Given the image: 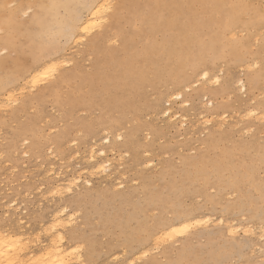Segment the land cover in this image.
<instances>
[{
  "label": "rangeland",
  "instance_id": "obj_1",
  "mask_svg": "<svg viewBox=\"0 0 264 264\" xmlns=\"http://www.w3.org/2000/svg\"><path fill=\"white\" fill-rule=\"evenodd\" d=\"M3 2V17L23 24L39 0ZM116 2L112 10L120 2L119 16L101 44L115 62L103 56L94 81L89 78L96 75L97 56L88 50L112 23L113 11L106 27L90 30L75 46L60 34L37 51L24 35L5 47L7 30L0 27V61L13 66L7 77L13 68L30 71L44 49L77 64L64 66L76 75L55 91L56 100L36 101L53 79L48 75L18 92L19 105L0 108V230L22 236L33 251L28 263L43 264L37 259L54 235L48 231L53 213L65 204L63 219H72L60 229L65 264H264V0ZM157 19L166 27L151 31ZM173 25L183 40L170 37ZM198 48L202 54L182 75L198 83L182 99L171 98L183 82L159 73L165 53L170 50L177 65L173 52L196 57ZM134 60L135 76L124 80L121 69ZM202 71L213 80L198 77ZM1 93L0 88V100ZM26 99L32 104L14 116ZM107 137L110 144L104 143ZM93 147L104 150L97 161L112 163L107 172L91 167ZM74 176H81L78 186L55 188L58 180ZM196 213L212 221L172 239L158 238L159 229L178 215Z\"/></svg>",
  "mask_w": 264,
  "mask_h": 264
},
{
  "label": "bare ground",
  "instance_id": "obj_2",
  "mask_svg": "<svg viewBox=\"0 0 264 264\" xmlns=\"http://www.w3.org/2000/svg\"><path fill=\"white\" fill-rule=\"evenodd\" d=\"M116 1L117 0H47V2H44L43 0H39L37 11L34 12V15L32 17L30 15L31 19H28L27 22L23 23V24L13 23L10 20L5 19L3 17L2 13H1V9H3V7H5V5H6V2H3L2 5H0V27L6 29L7 34L4 35V38H2L1 41L4 42L5 47H9L12 43L11 41L14 40V38L16 36L18 37V36L24 35L27 38V41L29 40V42L32 44L31 48L33 47L37 51V50H40L39 49L40 47H42V46L44 47V45L47 44V42H52V39L56 38L58 35L60 36V34H61L62 36L65 35L69 39H73L74 41L73 40L72 41L74 42L73 43L74 46H75V43L77 45L83 44V43H80V40L82 39V37L84 35L88 34L90 32V30H92L96 27L105 26V25H103L104 22L107 20L109 21L107 14L110 11L114 10L113 9L115 7L114 3ZM118 3H119L118 8L116 7V11H113V13H112L113 16H111V17L109 16L112 21H109L108 23H110V22H112V23L110 25L106 24L107 28L105 30L103 29L104 32H102V35H99V36L97 35L98 37H96L94 40H92V42L89 41V42H91L90 43L91 46L88 50V53L91 55L97 56V61L95 62V69L98 71V72L96 71V75L94 74L91 78H89V80H91V81H94V77L96 78V76L99 73H101L100 69H101V65H102V57L103 56H104V58L105 57L107 58V59L106 58L105 59L108 60V62L110 64L115 62V60L111 56L108 57V56H105L103 54V52L101 50V44H103L104 42H106L110 38V36H109L110 29L111 28L113 29V24L117 20L119 13H120V9H121V4H120V2H118ZM162 4H163V1H162ZM35 5H37V4H35ZM170 6L172 9H169L168 11L172 14L175 11L176 4L170 5ZM162 7L163 6H161V4H159L155 8V10L157 12H160L162 10ZM62 10L64 11V12H62L63 14L61 13ZM85 14H86V17L84 16ZM170 25L171 24H168V26H170ZM162 26H163V28L166 27L165 24L160 19H157L155 22H154V20H152L151 25H150V29H151V31L152 30L155 31L156 28L159 29ZM175 29H177L176 25H173L168 29V31H171V32H169L170 37L172 38V37H174L175 34H177L178 40H183L182 32L176 33ZM177 31H178V29H177ZM114 38L120 41V37L118 35H115ZM88 43H86V44H88ZM51 47H53V46H51ZM78 47H80V46H78ZM121 47L124 48L125 45L123 44ZM125 48L127 50V46ZM153 48H156V47H153ZM54 49H52V50H54ZM202 49L203 48H198L196 50V53H195L196 57L193 56L192 53H190V54H188L187 58H185L184 55H182V53L180 54L178 51L173 52L174 56L176 58H179L177 65H175L176 63L174 61H172L171 58H169V55L172 52L170 50H168L165 53L166 62H165V64H162L163 66L160 69L159 73L164 74L167 77L171 76V77H176V79L178 78L177 81H175L176 83L183 82V85L177 91H173L174 93L171 94V98L176 99V100L182 99V97H183L182 92L186 88L189 89L192 85H194L195 83H198L199 80L191 81L190 79L186 78V76L182 77V75H184L186 73V71L192 67L191 64L187 65V63L191 62V59L199 57V54L201 55L203 52ZM41 50H42V48H41ZM45 50L46 49H44V51H42L43 53L35 54L36 57L34 58V63H33V65L35 67H33L30 71H28L30 68H28L26 66L22 70L13 68L11 71V74L8 77L4 75V72L8 69L9 62H1L0 61V88L2 91L1 95L3 96V98H1V100H0V108H2L5 105L6 106L7 105H9V106L10 105L11 106L19 105L20 104L19 99L16 98V95L18 94V92L24 90L25 86L29 85L30 83H34V85L37 86L38 82L40 83L41 80H45L48 77V75H51L48 78L52 77L53 79L50 82V84L47 85V87L45 86L46 89H43V90L40 89L42 91H41V94L38 92L40 95L37 96L36 101L41 102V103L44 101H48V100L54 101V100H56V98L53 97L55 94V91L58 88L64 87L65 84H67L73 78V76L76 75L75 71L67 72V70H63L64 66H67L68 64H70L71 61H73L74 59L73 60L71 59V61L69 63L70 57L68 59L67 55H66V58L64 55H63L64 57L62 55L57 57L56 54H53L54 52L52 53L51 48L49 49L51 52H49V50H48V52ZM32 51H33V49H32ZM84 51H85V49L83 50V52ZM44 52H47V53H44ZM127 52L130 53L131 55H134V51H133V53H132V51H127ZM80 53L79 54L77 53L76 56L77 55L81 56ZM150 54H151V52H150ZM73 56H75V55H73ZM161 56H163V55H161ZM89 57L92 58V56H89ZM149 57L151 59L153 58L152 56H149ZM160 57H158V58H160ZM78 58H80V57H78ZM147 60H148V58H147ZM75 62H76V60H75ZM75 62L73 61V63H75ZM152 63H154V62H152ZM159 63H161V61ZM159 63H157L158 66H160ZM72 64H71V66H72ZM76 65L74 67V70L78 68V66H76ZM126 66L127 67L121 69V73H122V76L124 77V80H126V79L130 80V77L131 76L134 77L135 73H136L137 67H136L135 60L131 64H128ZM189 66H191V67H189ZM10 67H13V66H9V68ZM142 67H143L142 68L143 70L147 69L146 66H142ZM156 67H157V65H156ZM222 70H223V68H222ZM222 72H224V71H222ZM205 74H207V75H205ZM199 76H201V78L204 79L205 81H210L212 79V77L210 78L206 71L203 73H200V74L198 73V77ZM28 79H31V80H28ZM214 80L218 81L219 79L214 78ZM36 82H37V85H36ZM237 83L239 84V86H241L240 88L245 89L246 84L244 83V81H241V79H239V81H237ZM169 100H172V99H169ZM32 102H33V100L30 102V99H26L23 102V105H20V106H22V108H20V109L18 108L20 111L16 112V113L14 112L15 113L14 116L19 115V113L24 111L25 108L28 107V105L32 104ZM185 102H183L182 104H185ZM160 111H163V110H160ZM167 112L165 110L163 113L167 116V115H169V113H167ZM161 113L162 112H160L159 114L161 115ZM255 113H256V111H255ZM253 114L254 113L251 112V115H253ZM256 118H258V117H256ZM258 119H262V118L260 117ZM183 123H184V121H183ZM105 133H106V131H105ZM118 136H120V135H118ZM118 136H116V137L118 138ZM105 141H107V143L111 142L108 137L105 138L104 143H106ZM26 142H28V141H26ZM33 144H34V142H33ZM108 144H110V143H108ZM97 153L100 154V156H101L104 153V150H96V149H94V147H93L92 151L90 149V154H91L90 160L93 161L91 167L94 169L101 170L100 172H107L109 170V166H112L109 164L107 165V163L110 161L107 160V162H104L105 159L104 160L102 159L103 162H101L102 160L100 162L97 161V159H95L96 158L95 156L97 155ZM113 172L114 171L112 170V173ZM107 174H106V176L105 175L104 176L107 177V176L111 175V174L110 175L109 174L107 175ZM58 176H59V174H58ZM91 179L90 180L88 179L85 182V184L89 185V186L92 185L93 180H91ZM64 180L67 182L61 181V179L56 182L57 184H56L55 188L57 190H61L62 188H64L68 191V190L72 189L74 184H76L78 186V184L81 182V176H78V177L74 176L73 179H68V180L64 179ZM60 181H61V183H60ZM62 182L64 184L65 183L66 184L63 186ZM55 188H54V190H55ZM56 192H59V191H56ZM55 211H54L55 214L53 213V219H52L51 223L49 222L51 226L49 227V229L47 228L48 231L50 230L49 231L50 233L53 231L54 235H52L53 237L50 240L51 243L44 249L45 251L43 252L42 256L39 259H37V261L39 260V262H41L43 264H65L66 263L65 257L63 255H65V253H67V250H66V248H64V244H63L64 236H63V233L61 232L60 229H62L63 227L65 228L66 227L65 225L70 224L68 222H70L72 219L68 222H67V220L63 219V217L67 213L65 204L63 207H61ZM19 220H20V218H19ZM211 221L212 220H210V218L208 216H204V215H201L198 213L192 214V215H185V216L178 215L173 220V222H171L168 225H163L162 228L159 229L160 231H159V234L157 236H158V238H161V239H163V237L164 238L167 237L168 239H172V237H174L176 234H183V233H187L189 231H192V229L195 230V229L201 228V226L203 227V225H207ZM220 224H222V223H220ZM227 229H228V232L230 234H232V235L236 234V232H235L236 227L235 226L229 225V226H227ZM12 234H15V233H12ZM20 235H22V234H20ZM16 236L13 237V235H11V232L9 230H7L6 228H5V230L4 229L0 230V264H29L28 263L29 262L28 260H30L29 256H32L31 254H33V251L28 252V250H29L28 246L29 245L27 243H25V241H23V239L21 240L22 236H20V238L16 237ZM262 237H261V240H262ZM23 242H24V244H23ZM143 252H145V251H143ZM143 252H142V254H144ZM147 254H148V252H147ZM145 257H146V255H145ZM80 260L82 261V256L78 257V261H80Z\"/></svg>",
  "mask_w": 264,
  "mask_h": 264
},
{
  "label": "snow or ice",
  "instance_id": "obj_3",
  "mask_svg": "<svg viewBox=\"0 0 264 264\" xmlns=\"http://www.w3.org/2000/svg\"><path fill=\"white\" fill-rule=\"evenodd\" d=\"M205 75H207V74H205Z\"/></svg>",
  "mask_w": 264,
  "mask_h": 264
}]
</instances>
